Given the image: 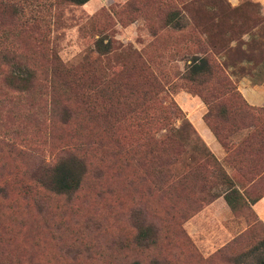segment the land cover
<instances>
[{"label": "trees", "instance_id": "trees-1", "mask_svg": "<svg viewBox=\"0 0 264 264\" xmlns=\"http://www.w3.org/2000/svg\"><path fill=\"white\" fill-rule=\"evenodd\" d=\"M60 1L84 4L88 0ZM47 2L0 0V116L8 111L16 115L27 109L32 112L36 99L46 96L51 106L45 110L52 107L53 117L63 113V125L80 121L83 110L89 120L84 139L75 132L72 141L70 131L68 145L60 149L56 162L41 173V185L53 194L72 197L92 172L99 171L106 177L101 184L104 189L100 190L104 196L106 189L117 191L113 184L117 176L124 180L117 186H125L124 191L134 199L133 206L139 207H134L138 216L133 234L120 243V252L114 255L118 264H178L166 255L172 245H166L146 208L154 210L152 205L159 199L163 204L165 201V211L171 212L175 207L192 210L196 188H206L211 181L228 188L225 199L235 215L253 221L248 237V244H252L243 246L242 234L237 239L239 247L231 244L221 250L223 257L238 264L264 246V222L253 208L264 196V106L248 102L206 44L200 43L201 48L191 50L178 77L184 89L205 103L204 121L225 149V162L233 171L228 173L187 121L190 128L186 138L198 135L203 157L194 164L191 156L192 160L185 162L183 174L176 176V163L187 150L179 136L185 128L181 130L175 121L186 115L176 100L164 95L167 88L164 89L160 75L137 50L123 56L118 69H102L116 50V41L108 36L95 40V55L67 66L46 44L42 20L35 14L38 8L39 12L41 7L47 8ZM182 19L185 15L179 7H169L160 18L164 28L179 29L187 26ZM153 32L159 36L158 30ZM245 130L248 133L239 143L235 142L233 137ZM98 153L105 156L102 162L92 158ZM136 171L143 177L133 178L131 174ZM143 186L147 191H143ZM133 187L137 192L130 191ZM212 200L208 198V202ZM0 264L25 263L0 257Z\"/></svg>", "mask_w": 264, "mask_h": 264}, {"label": "rangeland", "instance_id": "rangeland-1", "mask_svg": "<svg viewBox=\"0 0 264 264\" xmlns=\"http://www.w3.org/2000/svg\"><path fill=\"white\" fill-rule=\"evenodd\" d=\"M42 1H49L47 8L41 7L40 12L38 8L35 14L42 20L46 44L67 66L95 55V40L108 36L116 41V50L102 64V69L108 66L118 69L123 56L137 50L160 75L164 89L167 88L164 95L176 100L186 115L175 121L181 130L185 128L179 136L187 150L176 163V176L183 174L185 162L192 160L191 156L194 164L203 157L198 135L186 138L190 128L187 121L193 123L203 115V101L184 89L178 77L184 71L190 51L201 48L200 43L206 44L237 85L240 75L259 76L263 72L254 64H240L244 60L255 63L264 58V44L263 48L257 45L253 33L249 40L243 38L228 46L229 49L215 48L225 46L229 40L215 32L222 31V26L212 19L213 12L202 10L204 4L214 3L213 0H88L84 4ZM169 7L183 10L185 28L162 26L160 18ZM207 27L212 29L216 42L209 34L206 37ZM153 29L159 31L158 37ZM230 63L234 66L230 67ZM36 102L32 112L27 109L28 113L16 115L8 111L0 116V257L21 259L25 264H118L114 255L120 252V243L133 234L138 216L134 207L139 206H133L134 199L124 191L125 186H117L124 181L118 176L113 182L117 191L106 189L103 196L100 190L106 177L99 171L92 172L72 197L53 194L41 185V173L56 162L60 149L68 145L70 131L72 141L75 132L84 139L89 120L83 110L80 121L63 125V113L53 117L52 107L45 110L51 106L49 98L41 96ZM236 139L234 136L235 142ZM92 158L102 162L105 156L98 153ZM141 175L140 171L131 174L133 178ZM225 188L213 181L206 188L199 186L193 195L192 210L175 207L168 212L165 201L163 204L159 199L152 205L154 210L146 208L149 218L158 224L166 245H172L167 256L178 264H232L221 250L231 244L239 247L237 239L242 234L245 236L242 245H247L253 221L233 213L222 199ZM133 190L138 189L133 187L130 191ZM219 196L221 200H216ZM208 198L212 201L208 202ZM262 261L264 246L243 257L238 264Z\"/></svg>", "mask_w": 264, "mask_h": 264}, {"label": "crops", "instance_id": "crops-1", "mask_svg": "<svg viewBox=\"0 0 264 264\" xmlns=\"http://www.w3.org/2000/svg\"><path fill=\"white\" fill-rule=\"evenodd\" d=\"M213 1L214 3L204 4L203 6L205 7L202 8V10L206 9L209 13L213 12L214 17L212 19H216L215 22L222 26V31H215V32L217 34H220L221 38H223L224 40L226 39L229 40V42L225 44V46L223 45L224 48L223 46L216 47L214 45L215 48L217 49L219 48L220 50L221 49L225 50L227 48L229 49L230 47L228 46L232 47L233 44H236V42L242 40L243 38L249 40L252 33L254 34L253 38L255 37L254 42L263 48L264 0H241V1L229 0L232 2L233 5L228 0H213ZM228 9H232V11L227 12ZM215 12H220V13L216 14ZM221 20L223 21V23ZM204 32L206 37H208V34L210 35L209 38L212 37L213 32L211 28L207 27V29ZM212 40H214L213 37ZM240 64L243 66L247 64H254L255 66L261 67V70L263 72L259 76L257 75L251 76L249 74L240 75L238 80V87L249 103L257 106H264V58L259 59L255 63H251V61L249 60H244ZM228 65H230V67L234 66L233 63H230ZM202 104H203L202 107L203 112L201 114L203 115L193 120L192 124L194 125V127L196 128L202 139L206 142L209 148L216 155V157L221 162H223L228 173L231 174L233 171V167L227 162H225V156H226L225 149L223 148L221 143L218 141V139L215 137L213 132L210 130V128L207 126V124L204 121L203 116L207 111V107L203 102ZM248 131L249 130H246L235 135V138H237L236 139L237 143H239L241 138H243L248 133ZM237 187L240 190H243L240 187V184H237ZM227 191L228 188L226 187L225 190L223 191V196H222V199H224L226 204L227 201L225 199V193ZM216 200H221V197L219 196L218 198H216ZM253 208L259 215L260 219L264 222V196L253 204Z\"/></svg>", "mask_w": 264, "mask_h": 264}]
</instances>
